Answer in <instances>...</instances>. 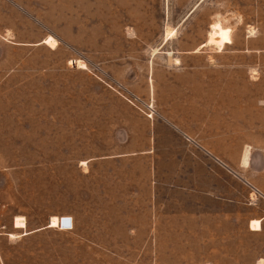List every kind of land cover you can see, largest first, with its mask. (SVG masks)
Here are the masks:
<instances>
[{
	"label": "rangeland",
	"instance_id": "1",
	"mask_svg": "<svg viewBox=\"0 0 264 264\" xmlns=\"http://www.w3.org/2000/svg\"><path fill=\"white\" fill-rule=\"evenodd\" d=\"M261 257L264 0H0V264Z\"/></svg>",
	"mask_w": 264,
	"mask_h": 264
},
{
	"label": "bare ground",
	"instance_id": "2",
	"mask_svg": "<svg viewBox=\"0 0 264 264\" xmlns=\"http://www.w3.org/2000/svg\"><path fill=\"white\" fill-rule=\"evenodd\" d=\"M213 31L211 32L210 38H209V43H213L215 44L219 49L223 48L225 44L230 43L231 42V32L232 29L230 27H224L220 22H216L213 25ZM171 37V35H170ZM45 43L48 44L51 47H56L58 42L57 40L53 37V36H47L45 39ZM85 65L82 64L80 67H84ZM85 68V67H84ZM70 218L68 220H65L64 222H69V226H61V222H62V218ZM61 218V216H53L51 217L50 220V227H61L63 228H70L72 226V219L71 217H66L63 216ZM71 221V223H70ZM15 226L16 227H20V228H24L26 227V223L24 218H20L17 217L15 220ZM251 227L253 229H260L261 228V224L259 222V220H252L251 223Z\"/></svg>",
	"mask_w": 264,
	"mask_h": 264
},
{
	"label": "crops",
	"instance_id": "3",
	"mask_svg": "<svg viewBox=\"0 0 264 264\" xmlns=\"http://www.w3.org/2000/svg\"><path fill=\"white\" fill-rule=\"evenodd\" d=\"M231 39H232V38H231ZM230 43H232V41H231ZM227 44H228V43H227ZM225 46H226V44L224 45V47H225ZM224 47H223V48H224ZM223 48H222V49H223ZM169 54H171V51H170ZM246 161H248L247 154H246V156H245V162H246ZM252 220H253V221H255V220H259V222H260V224H261V220H260V219H251V220H250V224H249V228H250L252 231H261V230H262V224H261V228H260V229H258V230L253 229V228L251 227ZM256 264H264V257L259 258V260H258V262H257Z\"/></svg>",
	"mask_w": 264,
	"mask_h": 264
},
{
	"label": "water",
	"instance_id": "4",
	"mask_svg": "<svg viewBox=\"0 0 264 264\" xmlns=\"http://www.w3.org/2000/svg\"><path fill=\"white\" fill-rule=\"evenodd\" d=\"M68 219H70V218H62V222H61V226H69L70 224H69V222H64L65 220H68ZM70 223H71V221H70Z\"/></svg>",
	"mask_w": 264,
	"mask_h": 264
}]
</instances>
